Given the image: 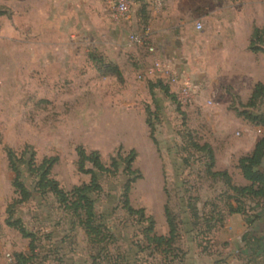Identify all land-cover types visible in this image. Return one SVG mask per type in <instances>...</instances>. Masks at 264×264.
<instances>
[{"label":"rangeland","instance_id":"1","mask_svg":"<svg viewBox=\"0 0 264 264\" xmlns=\"http://www.w3.org/2000/svg\"><path fill=\"white\" fill-rule=\"evenodd\" d=\"M111 1L103 0L97 8L94 0H83L77 38L68 37L56 48L36 43L39 56L30 66L25 21L18 26L21 35L12 30L10 19L0 25V264H17L19 254L27 258L24 264H264V254L251 261L242 249L230 247L239 240L251 244L249 227L232 222L231 227L242 230L237 235L224 227L229 204L235 207L236 202L227 182L208 174L234 164L236 155L227 152L238 148L246 134L236 125L239 116L235 113L234 119L232 106H224L220 97L206 104L210 98L198 87L204 106L186 109L177 105L170 87L168 94L150 92L149 83L156 81L150 77L146 46L128 42L130 35L150 42L158 27L165 34L176 30L177 37L182 31L186 41H178L187 63L202 70L203 55L217 59L222 37L233 27L220 26V18L247 13L254 22H264V0H128L129 20L117 23L110 18ZM97 9L109 27L104 32L109 38L100 42L94 37ZM196 22L202 25L199 31L193 28ZM234 28L241 39L248 26ZM58 49L63 55L52 58ZM49 62L54 64L44 67ZM116 64L118 72L110 69ZM261 110L258 106L251 112ZM76 147L88 155L97 152L105 167L111 157L136 152L131 174L119 161L115 172H97L99 188L90 197L95 224L104 234L98 244L88 241L78 219L56 196L37 189V173L26 163L29 153L34 167L44 158H56L49 177L70 192L89 184L85 171L93 169L85 163L78 170ZM9 150L27 153L17 164L18 180L28 192L24 202L13 186ZM230 172L235 185L239 176ZM126 185L133 209L157 216L167 208L175 235L166 255L163 247H146L142 230L148 223L124 208ZM240 202L248 211L244 216L251 214L254 202Z\"/></svg>","mask_w":264,"mask_h":264},{"label":"crops","instance_id":"2","mask_svg":"<svg viewBox=\"0 0 264 264\" xmlns=\"http://www.w3.org/2000/svg\"><path fill=\"white\" fill-rule=\"evenodd\" d=\"M102 2L103 0H94L97 8L102 6ZM257 3L258 2H256V4ZM0 13V25L7 23L6 21L10 19L12 30L18 35H21L23 32L18 29V26L21 24L23 25L25 21L26 42L28 45L27 64L30 66L34 64L35 58L39 56L35 49L36 43H42L47 46L51 45V47L56 48L57 45H60L61 41H66L68 37L77 38V26L81 31L83 24V0H0ZM93 24L95 26L94 37L96 42H100L101 38H105V36L106 39L109 38V36L104 35L105 31H109V27L105 26L103 19H101L99 9H97L93 18ZM219 24L220 26H233V29L231 28L229 31L226 30V36L222 37L223 45L220 48L217 59H210L211 57L207 59V56H205V54L203 55L202 70L191 67L190 63H187L183 49L179 46L180 40L186 41V37L184 33L182 34V31H180V37H177L176 30H170L165 34V31L162 33L161 31L163 29L158 27V29L154 31L156 33L153 40L150 42H152L157 49L155 56L161 60L172 63L176 70L196 85L199 90H202V96L205 95L210 98V100H208L210 101V105L212 104V99L217 96L220 97L224 106H232V104H234L235 107H238L239 103L243 105L249 100L255 84L261 83L264 86V54L252 53L248 49L252 33L251 27L264 26V22H254V19L251 18L249 14L245 13L241 17L235 16L232 19L220 18ZM239 24L248 26L244 35H241V39L238 38V29L234 28ZM67 54L72 56L71 51H68ZM62 55L63 52H61V49H58L57 51L53 50L50 56L56 59V57ZM42 56L45 57V54H42ZM151 59L152 57L148 55L146 59L148 66ZM53 64L54 62H49L44 67H50ZM56 64L58 63L56 62ZM146 64L147 63H144L145 67L147 66ZM115 66L119 69L117 64ZM48 75H50V73H48ZM48 79H50V77ZM170 89L172 93L174 88L170 87ZM199 100L200 106H204L201 104V98H199ZM234 100L237 101L234 103ZM231 113L235 119V111L233 110ZM247 123L243 118L239 117V119H236V125L242 127L246 131V134H243L238 148L235 150H228L227 152L228 156L232 157L231 154L233 153L236 155L234 164H231L233 168H230L231 165L223 168V171H226L231 179H233V177L230 169H234L235 173L239 176V180L235 184L236 186L248 185V182L242 177L240 170L237 168L238 159L249 155L253 151L257 141L261 137H264L263 127L251 126ZM253 130H256L260 137L254 135ZM262 167L264 169V159L262 161ZM217 171L222 170L218 169ZM263 205L264 201L262 200L257 205L254 204L253 210L249 216L241 214L227 215L226 223H224L225 228L231 227L232 222H239L241 225L240 227H249L247 230L251 235V244L247 247L239 240L230 243V247L234 250L239 249V251L242 249L240 252H245L251 261L264 254H260V251L264 250ZM157 216L145 215L146 218H152L154 222V234L158 237H167L169 229L164 216V208L163 215L160 214ZM254 216L256 217L255 220L248 226V220L253 219ZM231 228L236 235L240 232V234H242V230L239 231V227L234 225ZM254 240H257L258 243H254ZM257 247L260 249L259 252H257ZM148 249L155 250V247L154 245H150Z\"/></svg>","mask_w":264,"mask_h":264},{"label":"trees","instance_id":"3","mask_svg":"<svg viewBox=\"0 0 264 264\" xmlns=\"http://www.w3.org/2000/svg\"><path fill=\"white\" fill-rule=\"evenodd\" d=\"M248 49L252 53L264 54V26L262 28H258L256 26L252 28ZM106 68L108 67L106 66ZM110 69H112V71L118 72L117 66ZM149 84L150 92L154 89H159L163 91L164 94L169 93L168 86L161 81H156L154 83L150 82ZM236 101L237 100H234V103ZM258 106H262L263 110L255 113L251 112V110L256 109V107ZM238 107H240L239 110L235 107L234 104H232V110L235 111L237 116L243 118V120H245L246 122L264 128V86L261 83H257L254 85L252 94L246 104L242 105L239 103ZM145 123L148 126L147 120ZM149 137L154 144V141L152 140L151 128L149 130ZM75 152L77 156V168L79 171L83 170V166L85 165V163H90L93 169L85 171V173L90 175L89 184H84L79 187H73L70 192L63 191L59 187L58 182L55 179L49 177L51 167L57 162L56 158H44L39 166L34 167V155L32 153H29L30 158L28 161H26V163H28V169L31 173H37V189L41 191L47 190L48 192L56 196L60 204H62L63 208L66 211L70 212L73 217H76L78 219V223L84 230L85 236L88 241L91 244H98L103 241L104 234L102 233V228L99 225L95 224L97 217L93 208V201L90 197V193L99 188L97 181V172L111 174V169L113 170L112 172H115L117 162L119 161L126 165V172L131 174L133 172L131 170V165L136 152L134 150H130L126 157H122L121 155H117L116 158L111 157L109 167H105L101 163L97 152H92L88 155L81 147H76ZM26 155L27 153L24 150L19 156L17 154H14V152L10 150L7 154L9 167L16 174L13 181V186L18 192L21 198L20 201L22 202L28 199V192L26 191L24 185L18 180L17 164H23V161H25L23 157ZM263 159L264 137H261L255 144L253 151L249 155L239 158L237 162V168L240 170L242 177L248 182L247 186L233 185L231 182V177L226 171L214 172L212 170H208V174H210L211 177L224 179V181L227 182L229 189L233 193V199L236 202V206L233 207L229 204L227 215H245L248 213V211H245L244 209V203L241 204L240 200L242 202L243 200H249L251 202H254L255 205L260 203L261 200L264 201V169L262 167ZM128 188L129 186L126 185L124 193V208L128 211L129 215H139L141 221L148 223V226L142 230L143 240L147 244L146 247L148 248L150 245H154L155 250H159L161 247H163L164 249L161 252L166 255L167 251H169V249H171L173 245L175 235V228L171 221V217L168 213L167 208L164 207V216L169 229V233L167 237H158L153 232L154 222L152 218H146L143 211L135 210L129 205L127 199ZM262 209H264V205L262 206ZM255 218L256 217L254 216L253 219L248 220V226L252 224ZM254 241V243H258L257 240ZM256 249L258 250L257 252L260 251L258 247ZM261 253H264V250H261L260 254ZM16 257L17 264H24L27 261V258L20 254Z\"/></svg>","mask_w":264,"mask_h":264},{"label":"built area","instance_id":"4","mask_svg":"<svg viewBox=\"0 0 264 264\" xmlns=\"http://www.w3.org/2000/svg\"><path fill=\"white\" fill-rule=\"evenodd\" d=\"M110 18L113 23L129 20V1L112 0L109 4ZM195 30H201L202 25L199 22L194 24ZM128 42L132 45L146 46V51L152 57L148 70L155 81H161L168 87H173L172 94L175 97L177 105L182 109L200 106L197 87L191 81L186 79L182 73L176 70L172 63L161 60L155 56L157 49L152 42L145 41L144 38L136 35L128 36ZM206 104L210 105V101Z\"/></svg>","mask_w":264,"mask_h":264}]
</instances>
